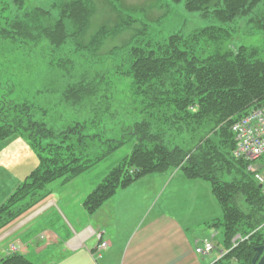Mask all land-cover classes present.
<instances>
[{"label":"rangeland","instance_id":"374dc122","mask_svg":"<svg viewBox=\"0 0 264 264\" xmlns=\"http://www.w3.org/2000/svg\"><path fill=\"white\" fill-rule=\"evenodd\" d=\"M75 1L78 6L71 5L73 14L78 13V8L84 13L75 16L76 21L80 22L79 26L75 20H71L68 10V6ZM186 1L21 0L18 3L17 0H0V97L4 95L2 98L12 101L18 98L20 101L26 97L36 108L44 107L49 113L52 127L57 130L69 127L73 129L75 137L78 134L90 140L91 157L93 154H101L110 144V140L118 139L119 135L131 138L74 178L66 180L57 177L44 181L46 183L34 193L35 195H30L29 191L24 195L27 188L20 192L18 187L15 197L10 201V198L5 200L6 203L14 204L13 210L22 208L10 222L20 216L24 217L26 213L28 216L34 212L37 204L50 200V195L63 196L74 208L71 209L73 212L80 210L81 213H89L84 205L85 197L104 180L111 168L128 154L134 144V124H146L151 132V107L147 103L148 98L136 96L132 85L129 71L131 46L155 48L170 35L192 37L201 29L219 23L223 35L218 40H204L197 45L191 43L190 48H193L198 58H203L215 50H230L235 54L245 48L252 52V59H264V0H243L247 1L245 6L238 10L234 17L220 21L207 11L187 10ZM66 8L68 12L65 11ZM59 24H62V27H55L58 30L54 34L57 35L58 43L53 41L49 32L54 25ZM15 26L21 27V30L14 28ZM42 27L50 28L45 29L47 35L42 33ZM102 73L108 78L109 88H106L105 96L102 92L94 96L100 98L97 101L85 97L81 101L84 103L77 106L72 104L73 102H67L65 95H62L68 83L87 80ZM90 109H93V116ZM90 116L95 119L91 120ZM50 123L47 125L51 126ZM169 123L173 124L170 127L167 125L171 131V138H166L169 150L176 151L180 148L184 151L191 149L192 152L207 137L210 142L214 139L212 132L207 135L205 133L203 138L202 134L206 130L201 133L200 126L179 128L172 119ZM33 148L19 134L1 140V174L7 177L11 173L17 176L20 182L26 179L39 163L37 150ZM217 166L221 170V165ZM220 170L216 173L217 178L228 179ZM168 172L170 171L149 173L134 182H209L202 178H186L182 171L180 175L168 179ZM5 182L11 180L7 178ZM22 194L23 197L19 199ZM39 194L42 196L37 199ZM102 204L100 203L97 209ZM219 209L221 217L220 204ZM53 212V209H49L26 223L29 229L32 228V234L37 233L40 226L51 224L48 217L53 215ZM81 213L79 214L82 215ZM37 221L38 223H35ZM45 231L47 230L41 232ZM218 231L213 238L215 249L210 256H216L220 264H248L243 261V257H233L229 254L225 256L226 253L222 255L221 249L226 250L229 246L234 249L252 245L264 246V226L256 236L241 234L244 233V227L235 229V233L228 240L225 239L221 226ZM32 234L29 238L35 239ZM233 236L239 237L232 242Z\"/></svg>","mask_w":264,"mask_h":264},{"label":"trees","instance_id":"16d2710c","mask_svg":"<svg viewBox=\"0 0 264 264\" xmlns=\"http://www.w3.org/2000/svg\"><path fill=\"white\" fill-rule=\"evenodd\" d=\"M20 1L17 0L18 3ZM247 1L187 0L185 7L189 11H207L220 21L234 17ZM71 5H78L76 1L72 2L68 10L71 20H75L79 26L80 22L76 21L75 16L84 13L78 8V13L73 14ZM68 10L65 9L66 12ZM59 26L62 27V24L54 25L49 32L54 42L57 41V35L54 34L58 30L55 27ZM14 28L21 30L19 26ZM45 29L42 27L44 30L42 33L47 35L50 28ZM222 35L223 29L218 23L201 29L192 37L170 35L155 48L131 46L129 71L132 85L136 96L148 98L153 129L151 128L150 132L149 127L141 122L134 124L136 129L133 136L134 144L128 154L112 167L104 180L85 197L84 205L89 213L117 190L129 186L138 178L149 173L180 167L187 178H202L209 181L212 193L222 210L220 220L211 225L221 226L226 240L231 238L235 229L244 227V233L241 234L247 236L264 222V196L246 172L245 162L233 158L234 140L229 131L230 121L245 113L254 99L264 101V59H252V52L245 48L235 54L230 50L225 52L215 50L203 58H198L193 48H190L191 43L197 45L204 40L216 41ZM60 67L63 68V65L60 64ZM103 74L105 73L87 80L68 83L62 95H65L67 102H73L72 104L77 106L84 103L81 101L85 97L97 101L100 98L94 96L98 92L105 96V90L109 88L108 78ZM2 97L0 140L19 133L37 150L35 152L39 159L38 166L19 185L20 192L27 188L24 195L28 191L31 192L30 195H35L34 193L46 183L44 181L57 177L66 180L76 177L131 139L119 135L118 139L110 140V144L101 154L92 153L91 157L90 140L78 134L75 137L73 129L69 127H61L59 130L52 127L49 113L45 108H36V105L30 103L26 97L20 101L19 98L12 101ZM90 110L93 116V109ZM171 119L179 128L200 126L201 133L206 130L202 134L203 138L212 132L214 139L210 142V138L207 137L192 152L191 149L184 151L180 148L176 151L169 150L166 138H171L169 131V127L173 125L169 123ZM49 123L51 126L47 125ZM218 164L221 165V170L217 168ZM219 170L228 179L219 180L216 175ZM14 194L15 192L9 197V201L15 197ZM40 196L42 195H37V199ZM22 197L23 194L19 199ZM13 205L8 202L0 207V227L22 210V208L13 210ZM258 233L259 230L250 235L256 236ZM254 253L255 246L252 245L232 248L225 256L229 254L233 257H243L245 263L251 264ZM0 264L32 263L23 255L12 254L2 259ZM213 264L220 263L216 261Z\"/></svg>","mask_w":264,"mask_h":264},{"label":"crops","instance_id":"0c3cea01","mask_svg":"<svg viewBox=\"0 0 264 264\" xmlns=\"http://www.w3.org/2000/svg\"><path fill=\"white\" fill-rule=\"evenodd\" d=\"M1 172L0 206L21 183L17 176ZM179 173L170 171L166 177ZM7 178L11 182H5ZM48 197L34 212L0 229V259L10 254L11 244L33 264H206L213 259L194 252L195 244L219 233L211 225L219 219L220 209L209 182H133L86 214L73 212L63 196ZM49 209L54 210L48 217L51 224L40 226L33 235L26 223ZM39 232L49 243L39 238ZM98 232L108 245L95 252ZM31 234L35 239L29 238Z\"/></svg>","mask_w":264,"mask_h":264},{"label":"built area","instance_id":"2783aa9c","mask_svg":"<svg viewBox=\"0 0 264 264\" xmlns=\"http://www.w3.org/2000/svg\"><path fill=\"white\" fill-rule=\"evenodd\" d=\"M231 131L236 139L234 148L236 157L243 158L250 163L264 162V105L252 109L235 121L231 125ZM255 178L261 183L264 193V172H256ZM211 248L212 244L205 242L203 248H198L197 251L205 253Z\"/></svg>","mask_w":264,"mask_h":264},{"label":"water","instance_id":"95a60500","mask_svg":"<svg viewBox=\"0 0 264 264\" xmlns=\"http://www.w3.org/2000/svg\"><path fill=\"white\" fill-rule=\"evenodd\" d=\"M263 250L264 246H257L255 248V253L251 259V264H264V255H262Z\"/></svg>","mask_w":264,"mask_h":264}]
</instances>
